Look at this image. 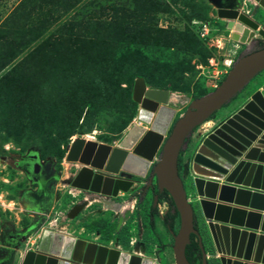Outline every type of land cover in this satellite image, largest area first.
I'll list each match as a JSON object with an SVG mask.
<instances>
[{
	"label": "water",
	"instance_id": "obj_1",
	"mask_svg": "<svg viewBox=\"0 0 264 264\" xmlns=\"http://www.w3.org/2000/svg\"><path fill=\"white\" fill-rule=\"evenodd\" d=\"M262 3V0H255ZM257 5H255V8ZM217 17L238 31L232 38L249 44L263 28L238 8L220 7ZM264 71V46L242 52L214 89L191 100L182 115L170 104L167 89L149 88L134 80L132 99L139 106L136 120L114 144L74 137L65 161L80 168L64 179L73 188L116 197L148 175V182L170 196L179 216L172 236L174 264H191L185 255L195 235L200 264H208L197 222L211 242V264H264V83L226 115L215 113L228 105ZM212 119L204 134L195 129ZM186 153L185 159L182 158ZM181 155L182 163L179 158ZM132 158L133 162L129 159ZM181 167V168H180ZM192 199H189L188 191ZM157 195L152 205L155 206ZM86 200L66 213L74 218ZM48 235L47 247H42ZM72 246V253L66 255ZM79 257L75 258V251ZM88 253L92 254L86 260ZM99 257L100 262L97 263ZM157 264L144 257L45 230L35 250H27L21 264Z\"/></svg>",
	"mask_w": 264,
	"mask_h": 264
},
{
	"label": "rangeland",
	"instance_id": "obj_2",
	"mask_svg": "<svg viewBox=\"0 0 264 264\" xmlns=\"http://www.w3.org/2000/svg\"><path fill=\"white\" fill-rule=\"evenodd\" d=\"M21 0H0V23ZM38 0H27V5L19 10L18 17L22 19L37 20L47 9H52L50 1L44 2L40 10H36ZM90 0H80L74 8L67 10L61 19L54 22L50 29L42 36L52 34L59 25H62L73 16L80 7ZM106 6L113 4L115 7H131L129 0H95ZM170 4L171 11L157 14L156 26L184 31L186 27L196 34L197 40L193 51H171L162 47L125 46L120 49L121 58L128 62L135 59L144 60V66L149 69V83L142 76L127 75L118 81L120 92L124 96L120 109L109 112H100L95 119L93 130L89 133L72 134L68 143L60 146L62 152L51 153L55 150L52 145L46 144L45 139L36 136L15 135L14 131L0 126V264H21L22 257L27 250H35L41 235L45 230L60 233L66 236L82 239L114 248L119 251L138 255L157 264H174L172 252V239L161 224L166 206L161 203L157 207L158 217L149 214L147 206L137 205L133 193L139 191V185H133L126 193L116 198L94 195L82 196L80 189L64 183V179L74 174L73 164L66 162L65 157L74 137H85L96 142L110 145L116 144L126 130L133 124H140L137 120L139 106L134 101L132 104V88L134 80L138 77L144 79L149 88L167 89L170 92V104L176 109V117L183 114L188 103L214 89L224 78L229 68L225 65L228 60L232 64L249 44L234 40L232 33L237 32L227 27V20L217 17V9L231 6L234 3L241 10H251L254 0H159ZM234 6V5H233ZM259 16L264 17V9L258 6ZM82 14V12H80ZM84 18L85 15H76ZM258 18V16H257ZM21 21V19H18ZM263 22V19H261ZM264 24V22L262 23ZM207 30L204 31L203 27ZM56 33V32H55ZM57 36V35H56ZM42 38L36 40L40 42ZM264 46V42L262 46ZM28 51V50H27ZM27 51L20 54L11 64L13 66ZM129 65V64H128ZM10 65L0 72V78L6 73ZM264 82V71L259 73L228 105L215 113V116L226 114L233 110L244 98ZM115 85L118 82H114ZM4 87L2 86V89ZM0 88V91L2 92ZM0 92V93H1ZM135 112L127 125L120 131L112 130L114 120L125 121ZM194 131L196 140L197 129ZM84 129V128H82ZM202 130V129H201ZM53 152V151H52ZM35 154L38 158L40 171L32 169V164L26 171L22 165L27 162L29 155ZM186 153L182 158L185 159ZM4 159V160H3ZM18 160L19 165L12 161ZM32 163V162H28ZM135 177V176H134ZM137 178V177H135ZM189 191V190H187ZM149 195V194H148ZM189 199L192 196L188 194ZM86 200L83 209L74 218H68L69 209ZM153 219V226L150 221ZM204 251L211 248L210 239L204 226L197 222ZM127 231L128 246L118 243L117 232ZM11 236L18 237L12 241ZM23 237V238H22ZM132 241V243H131ZM212 255V253H211ZM207 255L208 264L213 258Z\"/></svg>",
	"mask_w": 264,
	"mask_h": 264
},
{
	"label": "trees",
	"instance_id": "obj_3",
	"mask_svg": "<svg viewBox=\"0 0 264 264\" xmlns=\"http://www.w3.org/2000/svg\"><path fill=\"white\" fill-rule=\"evenodd\" d=\"M26 1L21 0L0 23V72L28 50L0 78V88L4 87L0 91V126L18 136L47 140L55 149L51 153L62 152L61 144L66 145L75 132H91L100 112L121 108L126 100L118 86L124 83L118 81L120 77L135 74L149 83L151 71L145 68L144 60L128 62V57L119 55L120 49L132 45L193 51L198 41L188 27L178 31L156 26L157 14L171 11L170 4L159 0H129L131 7L90 0L55 29V37L49 34L42 38L80 0H38L36 10L48 1L52 9L41 12L37 20H23L18 15ZM80 12L84 18H76ZM134 115L132 111L125 121L114 120L112 130L120 132ZM179 161L182 163L181 155ZM163 200L170 209L160 222L170 234V230L177 231L179 216L165 191L160 196ZM150 223L153 226V219ZM129 237L123 229L117 232L121 245L128 246ZM185 255L191 264H200L195 235L190 236Z\"/></svg>",
	"mask_w": 264,
	"mask_h": 264
},
{
	"label": "flooded vegetation",
	"instance_id": "obj_4",
	"mask_svg": "<svg viewBox=\"0 0 264 264\" xmlns=\"http://www.w3.org/2000/svg\"><path fill=\"white\" fill-rule=\"evenodd\" d=\"M255 1V0H254ZM232 5L230 6H225V7H229V8H238V9H240L238 6H236L234 3H231ZM234 5V6H233ZM258 6H260V7H262L263 9H264V0H262V3H258ZM256 7L255 8V4H254V7H253V9H251V10H241V11H243L244 13H247V14H250V13H252L253 11H255V13H254V15H253V17L255 18V19H257V21L259 22V24H260V27H262L263 28V33H264V24H262L263 22H264V17H262L261 18V16H259L260 14H262V13H259V11H258V9H259V7ZM263 15H264V13H263ZM257 16H258V18H257ZM261 19H263V22H262V20ZM264 42V37H261L260 35H256V37L254 38V40H252V42L250 43V45H248V47H246V52H250V51H253V50H256V49H259L260 48V46H262V43ZM2 158H5V156H3V155H0V159L2 160ZM4 160V159H3ZM28 161L27 162H25V164H23L22 165V167L26 170V171H28V166L29 165H31L32 166V169L34 170V169H36V171H40V166H39V164H36V161L38 160V158H37V156L35 155V154H31V155H29V157H28V159H27ZM28 162H32V163H28ZM12 163H13V165L15 166H17V165H19V161L18 160H14V161H12ZM29 164V165H28ZM73 166H76V167H74V171L76 172L79 168H80V164H78V163H73ZM181 168V167H180ZM74 172V173H75ZM69 177V176H68ZM67 177V178H68ZM133 180L134 179H136V180H139V182L138 183H133V185H139V191H135V193H133V195L135 196V197H137L136 198V201H135V203L137 204V205H139V204H143L144 206H147V209L149 210V214L152 216V217H156L157 215H156V213H157V207H158V205H160V203H165V206H166V209H165V211H164V214L170 209V204L168 203V201L167 200H163V201H160V196L162 195V193H163V191H161V192H159L158 190H157V188H156V186L154 185V182L152 183V184H150L149 182H148V175L146 176V177H144V178H135L134 176H133V178H132ZM133 185L131 186V187H133ZM81 192H82V196L84 197L85 195L87 196H89L90 198H92V197H94V193H92V192H90V191H87V190H81ZM122 193V192H121ZM149 194V195H148ZM154 195H157V202H156V204H155V206H153L152 205V203H153V198H154ZM102 197H105V196H103V195H101ZM119 196V195H118ZM109 197H111V196H109ZM117 197V196H116ZM116 197H111V198H116ZM159 208V207H158ZM163 214V215H164ZM162 215V216H163ZM162 219V218H161ZM165 230H166V228H165ZM166 232H167V230H166ZM168 233V232H167ZM168 235L170 236V238L172 239V236H171V234H169L168 233ZM11 238H12V241H18L19 240V238L18 237H14V236H11ZM23 238V237H22ZM200 261H201V258H200Z\"/></svg>",
	"mask_w": 264,
	"mask_h": 264
},
{
	"label": "crops",
	"instance_id": "obj_5",
	"mask_svg": "<svg viewBox=\"0 0 264 264\" xmlns=\"http://www.w3.org/2000/svg\"><path fill=\"white\" fill-rule=\"evenodd\" d=\"M264 83V82H263ZM262 83V84H263ZM261 84V85H262ZM261 85L260 86H258L255 90H257V89H259L260 87H261ZM254 90V91H255ZM253 92V91H252ZM251 92V93H252ZM250 93V94H251ZM250 94H245V96H244V98L243 99H245V98H247ZM229 113V112H228ZM227 114V113H226ZM225 113L224 114H222V115H226ZM220 117V116H219ZM214 124V122L212 121V119H210V120H208V121H206V122H204L202 125H200L199 126V128L197 129V132H199L200 131V133L201 134H204V133H206L207 131H208V129H210V127H212V125ZM202 129V130H201ZM122 193H120L119 194V196L121 195ZM188 194L190 195V197L192 196L191 195V192L190 191H188ZM191 199V198H190ZM207 252V255L209 256V255H211V251H209V250H207L206 251Z\"/></svg>",
	"mask_w": 264,
	"mask_h": 264
},
{
	"label": "bare ground",
	"instance_id": "obj_6",
	"mask_svg": "<svg viewBox=\"0 0 264 264\" xmlns=\"http://www.w3.org/2000/svg\"><path fill=\"white\" fill-rule=\"evenodd\" d=\"M235 31H236V30H235ZM237 32H238V31H237ZM237 32H236V33H237ZM234 34H235V32L233 33V35H234ZM235 35H236L235 37H237L238 33L235 34ZM170 97H172V96H170ZM129 161H130V162H133L132 158H130ZM47 243H48V235H45L44 240H43V242H42V247H43V248H46V247H47ZM71 248H72V246H69V247L67 248L66 255L69 254V251H71V253H72L73 249H71ZM79 251H80V250H78V249L75 251V253H74L75 258H76V257H79V255H78V254H79ZM91 258H92V254H91V253H88L87 256H86V260H90ZM96 262H97V263L100 262L99 257L97 258V261H96ZM144 264H149V262L145 261Z\"/></svg>",
	"mask_w": 264,
	"mask_h": 264
},
{
	"label": "built area",
	"instance_id": "obj_7",
	"mask_svg": "<svg viewBox=\"0 0 264 264\" xmlns=\"http://www.w3.org/2000/svg\"><path fill=\"white\" fill-rule=\"evenodd\" d=\"M203 30H204V31L207 30L206 26L203 27ZM225 65H226L228 68L231 67V65H232V60H228V61L225 63ZM162 204L165 205V203H162ZM160 205H161V203H160ZM160 205H158V207H160ZM131 243H132V241H131Z\"/></svg>",
	"mask_w": 264,
	"mask_h": 264
}]
</instances>
